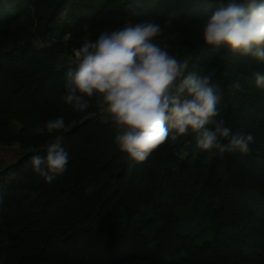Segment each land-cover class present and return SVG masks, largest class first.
Masks as SVG:
<instances>
[{"label": "trees", "instance_id": "16d2710c", "mask_svg": "<svg viewBox=\"0 0 264 264\" xmlns=\"http://www.w3.org/2000/svg\"><path fill=\"white\" fill-rule=\"evenodd\" d=\"M217 2L52 0L37 34L17 23L39 0L0 3V145L22 150L13 176L0 178V264H264V89L253 83L264 63L202 38L167 40L187 49L178 57L189 59L186 74L216 87L217 119L253 140L246 153L220 154L202 152L189 134L138 163L114 144L112 122L94 118L99 97L83 112L64 102L74 64L56 66L58 54L124 18L198 23ZM60 116L65 128L48 133L46 122ZM57 138L70 162L48 183L31 157Z\"/></svg>", "mask_w": 264, "mask_h": 264}, {"label": "clouds", "instance_id": "9594fccd", "mask_svg": "<svg viewBox=\"0 0 264 264\" xmlns=\"http://www.w3.org/2000/svg\"><path fill=\"white\" fill-rule=\"evenodd\" d=\"M161 33L160 24L145 20L85 41L64 73V102L83 112L89 98L99 97L115 125L114 144L133 162L145 161L167 139L189 134L202 152L246 153L252 134L234 132L217 119L216 87L207 76L186 74L189 59L154 42ZM201 37L214 48L264 63V0H218L204 18ZM253 76L255 87L264 89V72ZM64 128L63 116L46 122L48 133ZM44 151L31 157V166L51 183L67 171L70 156L60 138Z\"/></svg>", "mask_w": 264, "mask_h": 264}, {"label": "rangeland", "instance_id": "374dc122", "mask_svg": "<svg viewBox=\"0 0 264 264\" xmlns=\"http://www.w3.org/2000/svg\"><path fill=\"white\" fill-rule=\"evenodd\" d=\"M6 2V0H0V3ZM52 0H39V4L37 7H32L28 14L22 15L21 19H19L17 26L18 27H29L31 28L32 32H35L40 30L42 28V25L45 23L47 14L50 13V6H51ZM60 20H56L55 23H59ZM145 20H133L131 18H124L122 20V23L119 27L114 28L111 26H107L103 29L104 31H112L117 30L120 27L127 26L129 24L137 23V22H143ZM154 21L161 25L162 27V33L160 36L154 38V42L157 44H160L161 46H166L170 54L175 55L177 58L182 56L185 52H187V49L182 46H171V44H168L167 40H182L185 38H202V24L203 22L198 23H190L185 20H179V19H172L167 21L166 23H160L155 20ZM37 34V33H36ZM38 36V35H37ZM36 36V37H37ZM159 39V41H157ZM33 45L37 48H41L44 46L45 43H42L39 39L34 38L32 41ZM75 53H62L58 54L56 57V66L62 67L69 64H74L75 62ZM101 107L99 109V112H97L94 116V118L101 121H110L111 118L108 115L106 108L103 105V102L101 103ZM113 124V123H112ZM115 127V125L113 124ZM13 128H17V124L14 123L12 125ZM68 127H66L67 129ZM43 129L42 126H37L36 130L41 131ZM191 149V146L189 144V141H184L177 149V155L181 158H183L188 151ZM22 154V151L20 150L19 146L17 144L12 145H0V178H3L5 180H9L13 176V171L15 168L16 161ZM145 264V263H142Z\"/></svg>", "mask_w": 264, "mask_h": 264}, {"label": "built area", "instance_id": "2783aa9c", "mask_svg": "<svg viewBox=\"0 0 264 264\" xmlns=\"http://www.w3.org/2000/svg\"><path fill=\"white\" fill-rule=\"evenodd\" d=\"M77 51H78V49H75V50H73V53L76 54ZM75 59H76V57H75ZM99 109H100V106H99Z\"/></svg>", "mask_w": 264, "mask_h": 264}, {"label": "crops", "instance_id": "0c3cea01", "mask_svg": "<svg viewBox=\"0 0 264 264\" xmlns=\"http://www.w3.org/2000/svg\"><path fill=\"white\" fill-rule=\"evenodd\" d=\"M101 103H102V100H100V102H99V106H100V107H101V105H102ZM20 150H21V149H20ZM21 151H22V150H21Z\"/></svg>", "mask_w": 264, "mask_h": 264}]
</instances>
